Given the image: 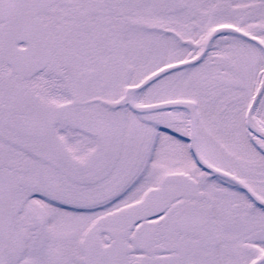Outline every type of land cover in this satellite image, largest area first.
I'll use <instances>...</instances> for the list:
<instances>
[{
    "label": "snow or ice",
    "instance_id": "snow-or-ice-1",
    "mask_svg": "<svg viewBox=\"0 0 264 264\" xmlns=\"http://www.w3.org/2000/svg\"><path fill=\"white\" fill-rule=\"evenodd\" d=\"M0 264H264V0H0Z\"/></svg>",
    "mask_w": 264,
    "mask_h": 264
}]
</instances>
